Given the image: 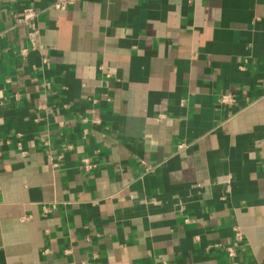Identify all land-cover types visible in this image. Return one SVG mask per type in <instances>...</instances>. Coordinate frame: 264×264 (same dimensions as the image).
Wrapping results in <instances>:
<instances>
[{"label": "crops", "instance_id": "crops-1", "mask_svg": "<svg viewBox=\"0 0 264 264\" xmlns=\"http://www.w3.org/2000/svg\"><path fill=\"white\" fill-rule=\"evenodd\" d=\"M52 1L0 0V264H264V0Z\"/></svg>", "mask_w": 264, "mask_h": 264}, {"label": "built area", "instance_id": "built-area-1", "mask_svg": "<svg viewBox=\"0 0 264 264\" xmlns=\"http://www.w3.org/2000/svg\"><path fill=\"white\" fill-rule=\"evenodd\" d=\"M75 1H78V0H53L50 4H48L47 8L61 11L67 8L69 5H71ZM37 17H38V11L34 9L33 7H25L19 13L13 14L14 27L24 26L27 29L26 41H27L28 48L30 50L40 49V45L38 42L39 29L36 24ZM24 51L25 50H22L21 53H23ZM233 102H234V98L231 97L230 95H222L219 99V103L221 104H232ZM82 168L85 172H89L90 170L95 168V165L92 164L89 159H83ZM45 211L47 212L48 210L45 209ZM233 231H234L235 243L240 242L241 240L240 232L238 231L236 227H234ZM225 254H226V257L228 258V264H240L234 260V257L236 255V250L234 247L232 246L227 247L225 249ZM82 264H91V263L84 262Z\"/></svg>", "mask_w": 264, "mask_h": 264}]
</instances>
